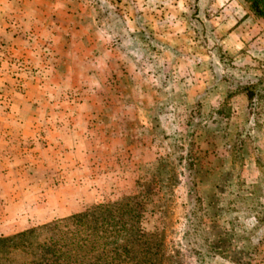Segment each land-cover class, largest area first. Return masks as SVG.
Masks as SVG:
<instances>
[{
  "label": "rangeland",
  "instance_id": "1",
  "mask_svg": "<svg viewBox=\"0 0 264 264\" xmlns=\"http://www.w3.org/2000/svg\"><path fill=\"white\" fill-rule=\"evenodd\" d=\"M104 209L119 264H264V0H0V239Z\"/></svg>",
  "mask_w": 264,
  "mask_h": 264
},
{
  "label": "trees",
  "instance_id": "2",
  "mask_svg": "<svg viewBox=\"0 0 264 264\" xmlns=\"http://www.w3.org/2000/svg\"><path fill=\"white\" fill-rule=\"evenodd\" d=\"M259 2V1H258ZM107 209L102 210L97 216L94 213L75 214L61 221L49 223L42 227L26 230L11 237L0 239V246H6L12 250L17 248L33 249L35 237L39 233L49 234L38 243L39 264H52L67 262L73 264H119L123 263L121 257L107 256L113 254L106 244L105 233L98 231L94 224L103 225L106 220ZM90 219H96L94 224ZM95 221V220H93ZM63 224V228H61ZM106 239V240H105ZM104 252H107L104 256ZM124 259V258H123Z\"/></svg>",
  "mask_w": 264,
  "mask_h": 264
}]
</instances>
